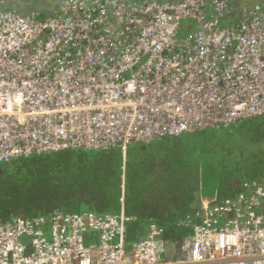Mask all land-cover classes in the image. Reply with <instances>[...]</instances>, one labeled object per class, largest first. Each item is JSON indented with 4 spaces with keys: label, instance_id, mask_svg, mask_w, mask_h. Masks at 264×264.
Segmentation results:
<instances>
[{
    "label": "built area",
    "instance_id": "2783aa9c",
    "mask_svg": "<svg viewBox=\"0 0 264 264\" xmlns=\"http://www.w3.org/2000/svg\"><path fill=\"white\" fill-rule=\"evenodd\" d=\"M232 1L64 0L46 19L0 6V164L65 150L125 157L263 115L264 4L224 27ZM195 219L167 260L157 224L127 244L136 218L124 195L119 213L16 218L0 223V264H264V181L203 198Z\"/></svg>",
    "mask_w": 264,
    "mask_h": 264
},
{
    "label": "trees",
    "instance_id": "16d2710c",
    "mask_svg": "<svg viewBox=\"0 0 264 264\" xmlns=\"http://www.w3.org/2000/svg\"><path fill=\"white\" fill-rule=\"evenodd\" d=\"M21 1L26 3L25 14L33 13L40 19H46L55 16L64 0H58L55 6L50 0ZM236 1L230 5L232 14L222 19L224 27L237 26L242 19L245 6L235 10ZM259 3L264 4V0L249 6ZM186 27L183 36L194 33L193 23H187ZM257 117L261 120L259 144L264 150V114ZM221 128L229 127L209 128L183 135L184 138L164 139L155 142L157 147L154 150L129 154L125 187L119 149L65 150L0 164V223L16 218L49 216L56 211L115 213L124 193L127 211L136 218L128 225L129 246L146 236L150 220L163 229L165 241L180 240L192 232L191 228L180 223L188 218L196 220L195 212L201 207V199L208 195L205 191L207 177H217L214 175L217 173L215 167H211L218 164L214 150L219 149L222 161L225 160L226 147L218 137L207 134ZM193 144L197 145L196 151L192 149ZM210 144L213 147L209 149ZM182 148L186 151L183 152ZM216 180L220 185L222 179L218 181L217 177ZM245 181L258 180L242 181L239 187H233L237 191L231 196H223L219 189L213 197H237ZM137 183L147 186L138 187Z\"/></svg>",
    "mask_w": 264,
    "mask_h": 264
},
{
    "label": "rangeland",
    "instance_id": "374dc122",
    "mask_svg": "<svg viewBox=\"0 0 264 264\" xmlns=\"http://www.w3.org/2000/svg\"><path fill=\"white\" fill-rule=\"evenodd\" d=\"M50 3L52 6H55L58 4V0H50ZM25 5L26 3L21 0H0V6L3 8L17 9L23 13ZM187 23H184V27ZM260 122L259 117L248 118L241 120L229 128H221L220 130H210L207 132V134L211 133L215 137H218L219 142L226 147L224 162L222 161L221 151L219 149L214 150L218 164L216 166L211 165V167H215L217 173H214V175L218 177V181L221 179L222 181L219 185L216 180L217 177H207L205 191L208 195L214 196L215 191L220 189L223 196H231L237 191L233 187H239L244 180H264V150L263 145L259 144V138L262 136L259 131ZM202 136H197V138ZM139 147L136 146L135 149L130 148L129 154H133V152L134 154L137 153ZM196 147L197 145L193 144V151H196L194 150L197 149ZM208 147L209 149L212 148L213 144L208 145ZM182 151L185 152L186 149L182 148ZM189 154L191 153L189 152ZM137 181L141 180L137 179ZM137 185L138 187L147 186V184L142 185V183H137ZM167 245L168 260L176 256L177 253L174 252L173 242H168ZM176 250L178 249L175 248Z\"/></svg>",
    "mask_w": 264,
    "mask_h": 264
},
{
    "label": "crops",
    "instance_id": "0c3cea01",
    "mask_svg": "<svg viewBox=\"0 0 264 264\" xmlns=\"http://www.w3.org/2000/svg\"><path fill=\"white\" fill-rule=\"evenodd\" d=\"M161 1H168V0H161ZM260 2V1H263V0H237L236 2H235V6L237 7L235 10H239L241 7H243V6H249V5H251V4H253V3H256V2ZM23 13V12H22ZM257 117V116H256ZM249 118H254V117H249ZM246 119H248V118H246ZM190 134V133H189ZM185 135H187V134H185ZM167 139H169V138H167ZM164 140V139H163ZM163 140H161V141H163ZM160 141V142H161ZM159 142V141H158ZM136 146H140L139 147V151H137V152H146V151H151V150H154V148L155 147H157V143H150V144H135V145H133V146H130L129 148H128V150H127V153H126V155H125V157L123 156V154L121 155L122 156V159H123V162H122V164H123V167H124V169H123V167H122V175H121V177H122V180H123V187H125L124 186V184H125V180L127 179V170H128V159H129V149L130 148H132V149H135L136 148ZM217 194V190L215 191V195ZM123 195H124V193H123ZM207 197H213V196H210V195H205V197H203V198H207ZM202 198V199H203ZM202 199H201V203H202ZM124 207H125V210H126V212L128 213V211H127V206H126V201L124 200ZM120 209H121V205H120V207H119V209H118V211L117 212H115V213H119L120 212ZM200 209H198V211H199ZM197 211V212H198ZM197 212H195V214L197 213ZM129 214V213H128ZM194 216V214L191 216V217H193ZM154 222H152V220H150L149 222H148V227H147V229H146V234L148 233V231H149V227H150V225L151 224H153ZM155 224V223H154ZM192 233V232H191ZM191 235V234H190ZM189 236V235H188ZM185 237H187V236H185ZM183 239V238H182ZM182 239H180V240H176L175 242H177V241H179V242H181V240Z\"/></svg>",
    "mask_w": 264,
    "mask_h": 264
}]
</instances>
